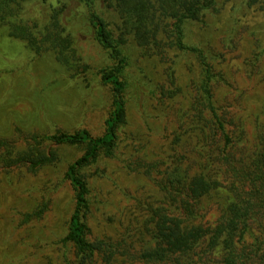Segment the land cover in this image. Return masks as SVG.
Masks as SVG:
<instances>
[{
    "label": "rangeland",
    "instance_id": "rangeland-1",
    "mask_svg": "<svg viewBox=\"0 0 264 264\" xmlns=\"http://www.w3.org/2000/svg\"><path fill=\"white\" fill-rule=\"evenodd\" d=\"M42 1L31 0L24 7L38 15L41 8L61 5L74 41L76 57L70 61L87 68H67L50 49L35 53L0 25V264H85L62 241L73 206V190L64 173L84 145H57L43 137L56 130L87 129L94 136L103 132L111 110L110 88L98 69L112 61L95 38L82 4ZM101 13L115 32L114 12L103 7ZM156 39L142 47L129 36L121 45L126 56V137L118 156L102 157L84 170L88 235L104 241L97 264H170L146 261L142 253L155 212L168 209L163 193L167 164L195 155L192 144L184 143L186 150L181 147L188 119L180 123L184 117L198 118L190 101L199 67L191 54L169 45L164 33ZM186 40L213 57L223 78L213 87L215 99L228 119H239L249 137L253 127L264 124V3L218 0L215 10L188 25ZM30 147L47 155L53 152L52 161L32 167L30 161L13 160ZM225 196L211 191L202 198L198 211L205 226L213 227ZM263 213L253 225L264 224ZM249 248V258L237 263L264 264V244L256 255ZM220 257L218 248L204 250L202 244L178 259L183 264H220Z\"/></svg>",
    "mask_w": 264,
    "mask_h": 264
},
{
    "label": "trees",
    "instance_id": "trees-1",
    "mask_svg": "<svg viewBox=\"0 0 264 264\" xmlns=\"http://www.w3.org/2000/svg\"><path fill=\"white\" fill-rule=\"evenodd\" d=\"M29 1L0 0V25L5 27L7 35L24 41L35 53L52 50L69 69L82 66V71L86 70L87 64L70 61V57H76L74 41L62 20V6H51L49 11L41 8L35 15L24 7ZM255 1L250 0V3ZM77 2L85 7L86 19L94 29L95 38L112 61L111 65L98 69L100 80L110 88L111 110L99 135H91L87 129H76L56 130L43 137V141L57 145H84V152L68 163L64 173L73 190L72 211L66 234L62 237L64 244L71 245L82 263L97 264L95 259L101 255L104 241L90 239L88 235L90 202L84 170L102 157L118 156L117 150L126 137V99L123 94L126 82L122 75L126 56L121 45L131 36L137 45L146 47L157 43L156 38L162 32L169 45L191 54L199 67L193 80L195 94L190 101L198 118L184 117L180 123L188 119L182 130L185 139L181 147L186 150L184 143L192 144L195 155L191 158L186 155L183 161L173 159L167 164L170 170L166 174L163 193L168 209L155 212L148 246L142 256L151 262L183 264L178 258L202 244L204 250H220V264H238L241 258H249V246L256 255L264 244V224L253 225L257 215L264 212V124L253 127L248 137L238 118L234 121L227 118L214 96L213 87L223 78L213 65V57L201 45L186 40L188 25L215 10L218 0ZM103 7L110 8L117 18L115 32L107 27L101 13ZM34 147L13 160L30 161L32 167L52 161L53 152L47 155ZM32 148L36 151L32 152ZM211 191L226 195L213 227L202 223L198 211L202 198ZM252 226L258 228L259 236L253 233ZM247 238H250V244ZM109 256L105 262L109 261Z\"/></svg>",
    "mask_w": 264,
    "mask_h": 264
}]
</instances>
